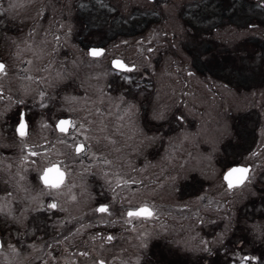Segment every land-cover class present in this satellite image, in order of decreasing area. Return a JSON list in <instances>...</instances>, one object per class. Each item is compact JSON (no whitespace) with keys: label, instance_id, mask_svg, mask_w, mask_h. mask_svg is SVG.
<instances>
[{"label":"rangeland","instance_id":"1","mask_svg":"<svg viewBox=\"0 0 264 264\" xmlns=\"http://www.w3.org/2000/svg\"><path fill=\"white\" fill-rule=\"evenodd\" d=\"M0 63V264H264V0H0Z\"/></svg>","mask_w":264,"mask_h":264},{"label":"snow or ice","instance_id":"2","mask_svg":"<svg viewBox=\"0 0 264 264\" xmlns=\"http://www.w3.org/2000/svg\"><path fill=\"white\" fill-rule=\"evenodd\" d=\"M91 54L93 56H96L102 53L98 52L97 50H93ZM114 63L121 68L125 67L120 61H115ZM5 67L6 66L3 63H0V73L5 72ZM68 123L69 121L62 120V121H59L57 126L59 127L61 132H64L66 131V128L64 126ZM24 127L25 125L21 123L20 124L21 135L24 134L23 132ZM76 151L80 152L81 148L78 147ZM248 172H249V169L245 167L231 169L225 176V180L228 181V187L231 189L235 186H239L243 184L248 179ZM235 173H238L239 175L235 176V179H233V176ZM64 177H65L64 172L61 171V169L55 163H53L50 167L46 168L43 171L42 175L40 176V179L45 185V187L49 189H59L61 185L64 183ZM49 206L52 208H55L56 204L53 203V204H50ZM98 210L100 212H106L107 208L101 207ZM128 215L129 216H141V215L151 216L152 212L148 207L145 206V207L139 208L136 211H129ZM0 247H2V245H0Z\"/></svg>","mask_w":264,"mask_h":264},{"label":"flooded vegetation","instance_id":"3","mask_svg":"<svg viewBox=\"0 0 264 264\" xmlns=\"http://www.w3.org/2000/svg\"><path fill=\"white\" fill-rule=\"evenodd\" d=\"M89 52V51H88ZM90 55V54H89ZM100 55H98V56H93V57H99ZM116 59H118V60H121L122 58H116ZM123 60V62L126 64V68H117L116 66H114V65H112V62H111V67L112 68H114L116 71H118L120 74H122L123 72H129V71H133V69L135 68L134 67V65L132 64V65H128L125 61H124V59H122ZM4 64V63H3ZM62 120H65V121H69V123L68 124H66L64 127L66 128V131H64V132H61L60 131V129H59V127L57 126L58 125V123H59V121H62ZM21 123H24V122H21ZM20 123V124H21ZM55 126H56V128H57V131H58V133H60V134H63V138H64V134H68L71 130H73V128H74V126H76V125H73V121H72V118L70 117V115H68V117H63V118H58L57 119V121H56V124H55ZM25 128V127H24ZM27 129V128H26ZM20 130V125H19V127L18 128H16V133L17 134H19V133H21V130ZM20 135V134H19ZM81 148V151L80 152H75V154H77V156H83V158H84V160L86 159V162H87V164L89 165V163H92L93 161L92 160H95V162L96 163H94V164H98V166L99 165H101V164H103V162H105V161H107L108 159L107 158H102L100 155L102 154L101 153V151L100 150H92L91 151V153H90V150H89V148L86 146V145H84V142L83 141H78L76 144H75V148L77 149V148ZM75 149V150H76ZM100 151V152H99ZM125 152H129V147H127L126 149H125ZM106 153V152H105ZM105 155V154H104ZM92 156H94V158L92 157ZM106 156V155H105ZM92 157V158H91ZM107 157V156H106ZM109 157V156H108ZM90 161V162H89ZM92 161V162H91ZM55 163V162H54ZM53 164V162H51V163H49V164H47V167L46 168H48V166H51ZM56 164V163H55ZM57 165V164H56ZM58 167L60 166V167H62L61 166V164L60 163H58V165H57ZM90 166V165H89ZM97 166V167H98ZM46 168H44V169H46ZM61 169V171H63L64 172V174H65V177H64V183L63 184H65L66 182V176H67V174H66V170H63V168H60ZM42 183V182H41ZM62 184V185H63ZM125 184V186L126 187H128L129 186V188L130 189H132V186H131V183H130V180H126V182L124 183ZM53 203H55L53 200H50V203L49 204H53ZM109 205H111L110 204V202H108V203H105V204H103V205H98V206H96V208L97 207H99V208H101L102 206H105V208H108L109 207ZM56 207H57V204H56ZM55 207V208H56ZM98 208V209H99ZM97 209V214H98V216L100 215V211ZM128 212L129 211H127V214H128ZM143 216V215H142ZM90 255V252L88 251L87 252V254H86V256H89ZM96 264H104L101 260H99L98 261V263H96Z\"/></svg>","mask_w":264,"mask_h":264},{"label":"water","instance_id":"4","mask_svg":"<svg viewBox=\"0 0 264 264\" xmlns=\"http://www.w3.org/2000/svg\"><path fill=\"white\" fill-rule=\"evenodd\" d=\"M93 50H97V49H90L89 50V54L91 55V56H93L91 53H92V51ZM103 49H98L97 51L98 52H101ZM96 56H98V55H96ZM115 61H120L124 66H126V64L123 62V60L121 59V60H118V59H115V60H113V64L114 65H116L114 62ZM117 66V65H116ZM119 67V66H118ZM119 68H121V67H119ZM124 68H126V67H124ZM20 131V130H19ZM48 167H50V166H48ZM239 167H245V168H248V169H250V165H248V166H244V165H240V164H238L237 166H232V167H230L229 169H227L226 170V172L224 173V182H225V184L228 186V181L227 180H225V176L227 175V173L231 170V169H233V168H239ZM45 170V169H44ZM237 175H239L238 173H235L234 174V176H233V179H235V176H237ZM248 176H249V172H248ZM43 183V182H42ZM0 245H1V242H0Z\"/></svg>","mask_w":264,"mask_h":264}]
</instances>
